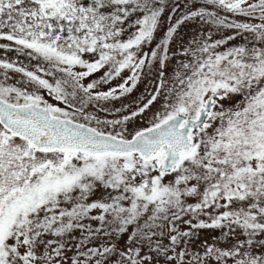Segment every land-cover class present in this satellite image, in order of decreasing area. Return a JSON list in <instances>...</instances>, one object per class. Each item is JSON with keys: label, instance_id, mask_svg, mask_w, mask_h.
Here are the masks:
<instances>
[{"label": "snow or ice", "instance_id": "6c2138e0", "mask_svg": "<svg viewBox=\"0 0 264 264\" xmlns=\"http://www.w3.org/2000/svg\"><path fill=\"white\" fill-rule=\"evenodd\" d=\"M0 264H264V0H0Z\"/></svg>", "mask_w": 264, "mask_h": 264}]
</instances>
